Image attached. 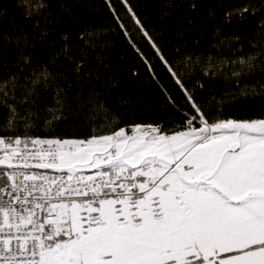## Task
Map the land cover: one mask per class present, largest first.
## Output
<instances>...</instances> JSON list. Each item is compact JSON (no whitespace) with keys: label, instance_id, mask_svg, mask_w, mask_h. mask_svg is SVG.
<instances>
[{"label":"snow or ice","instance_id":"1","mask_svg":"<svg viewBox=\"0 0 264 264\" xmlns=\"http://www.w3.org/2000/svg\"><path fill=\"white\" fill-rule=\"evenodd\" d=\"M13 2L20 19L36 20L34 30L43 19L39 35L46 39L49 4ZM104 3L147 71L154 76L138 39L165 65L181 93V121L171 127L120 126L96 92L85 100L78 90L73 99L79 107L91 105V130L58 135L53 130L70 112L71 84L69 69H52L62 57L78 82L90 79L85 48L73 47L62 34L59 49L40 61L29 51L35 31L14 27L18 34L0 33V264H264V105L237 118L222 110L223 99L213 97L210 108L196 91L204 87L199 80L188 86L199 66L209 80H232L233 100L264 97V20L248 40L255 53L202 61L177 49L173 61L131 0ZM189 7L194 11L197 5ZM257 10L264 11V0H247L228 9L225 20H242ZM8 15L0 0V20ZM91 35L84 30L77 39L87 46ZM240 40L235 35L218 43L231 50ZM256 75L260 80L252 87L247 81ZM163 95L177 105L167 90ZM41 129L49 131L40 134Z\"/></svg>","mask_w":264,"mask_h":264},{"label":"trees","instance_id":"2","mask_svg":"<svg viewBox=\"0 0 264 264\" xmlns=\"http://www.w3.org/2000/svg\"><path fill=\"white\" fill-rule=\"evenodd\" d=\"M49 7L45 15L49 17L47 27L50 29L46 39L41 40L40 30L45 28L43 19L39 28L33 29L35 19L27 22L20 19V13L13 0H2L3 6L9 10V15L0 20V33H13V28L33 33L35 43L29 45V51L35 53L40 61H47L55 50L61 46L60 36L66 34L73 47L79 45L86 50V67L84 71L91 70V78L77 81L71 66L62 57L56 61L54 72L69 69L67 80L71 84L69 90L70 112H66L67 119L60 122L53 130L63 136H84L91 130L88 116L91 115L90 104L79 107L78 101L73 97L78 90L82 91L85 100L91 92L98 94V102L103 103L108 110L110 120L123 126L130 123L159 122L171 127L181 121L179 109L182 104L181 93L169 77L165 65L157 59L147 42L137 40L142 52L154 66V76L150 74L138 53L129 45L121 30L117 27L104 0H45ZM115 3L116 0H113ZM195 2L197 7L193 11L189 4ZM247 0H131L137 14L145 25L158 37V43L169 60H177V49L180 56H191L202 61L211 55L215 60L223 56H247L255 53L257 49L249 46L248 40L253 38L258 26L264 20V11L257 10L255 14L244 19L234 18L231 23L225 20V12L233 7L246 3ZM258 3V0H254ZM118 11L123 10L117 3ZM13 17L15 24L13 25ZM125 22L130 21L124 16ZM84 30L92 33L89 45L81 43L77 36ZM238 35L240 43L232 42L231 50L228 45H220L219 39ZM31 39V35H30ZM242 47V51H235ZM63 65V68L61 67ZM133 72L136 75H133ZM199 80L203 88H196L202 100L216 101L223 99L222 110L231 116L244 118L255 114L264 105V97L259 95L244 96L237 100L232 99L236 85L232 80L217 76L212 80L203 77L199 66L192 72L188 81L191 87ZM260 80L259 75L250 78L247 83L255 87ZM243 87V83L240 85ZM163 90L175 98L178 103L175 107L170 105ZM259 91V89H257ZM52 95L51 90L48 93ZM97 119L95 124L102 122ZM41 129L40 134L48 132Z\"/></svg>","mask_w":264,"mask_h":264}]
</instances>
